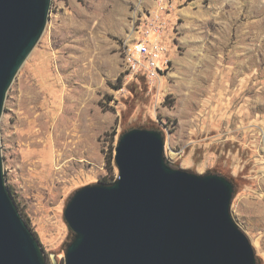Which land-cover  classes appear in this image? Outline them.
<instances>
[{"label": "rangeland", "instance_id": "rangeland-1", "mask_svg": "<svg viewBox=\"0 0 264 264\" xmlns=\"http://www.w3.org/2000/svg\"><path fill=\"white\" fill-rule=\"evenodd\" d=\"M160 1L170 66L149 83L120 51ZM133 127L161 132L170 166L233 183L231 216L264 264V0H50L0 117L5 183L48 264H64L70 196L116 179Z\"/></svg>", "mask_w": 264, "mask_h": 264}, {"label": "water", "instance_id": "water-1", "mask_svg": "<svg viewBox=\"0 0 264 264\" xmlns=\"http://www.w3.org/2000/svg\"><path fill=\"white\" fill-rule=\"evenodd\" d=\"M50 0H0V117L7 90L37 44ZM156 129L133 127L115 147L117 177L73 192L64 264H255L233 220V183L174 168ZM52 263L54 259L50 254ZM0 264H48L5 183L0 149Z\"/></svg>", "mask_w": 264, "mask_h": 264}, {"label": "built area", "instance_id": "built-area-1", "mask_svg": "<svg viewBox=\"0 0 264 264\" xmlns=\"http://www.w3.org/2000/svg\"><path fill=\"white\" fill-rule=\"evenodd\" d=\"M168 12V7L160 1L154 10L145 13L141 22H132L128 41L120 51L124 75L153 83L169 70L170 59L164 31Z\"/></svg>", "mask_w": 264, "mask_h": 264}, {"label": "trees", "instance_id": "trees-1", "mask_svg": "<svg viewBox=\"0 0 264 264\" xmlns=\"http://www.w3.org/2000/svg\"><path fill=\"white\" fill-rule=\"evenodd\" d=\"M111 159H110V163H111V161H112V157H110ZM9 187V186H8ZM9 189H10V191H11V194H12V196H13V198H14V200H15V202H16V204H17V206L19 207V209H20V211H21V213H22V215L24 216V218L26 219V221L28 222V224L30 225V223H29V220H28V217L26 216V214L22 211V209L20 208V206H19V204H18V201L16 200V197H15V195H14V192H13V190L9 187ZM36 234V233H35Z\"/></svg>", "mask_w": 264, "mask_h": 264}]
</instances>
